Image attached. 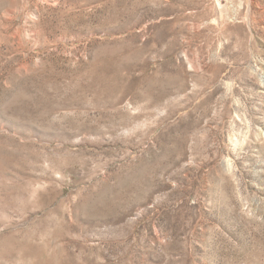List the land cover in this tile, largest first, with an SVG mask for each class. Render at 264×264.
<instances>
[{
    "label": "rangeland",
    "instance_id": "rangeland-1",
    "mask_svg": "<svg viewBox=\"0 0 264 264\" xmlns=\"http://www.w3.org/2000/svg\"><path fill=\"white\" fill-rule=\"evenodd\" d=\"M0 264H264V0H0Z\"/></svg>",
    "mask_w": 264,
    "mask_h": 264
}]
</instances>
